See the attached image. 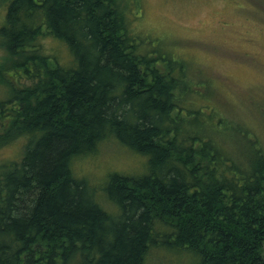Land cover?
<instances>
[{
	"label": "trees",
	"instance_id": "trees-1",
	"mask_svg": "<svg viewBox=\"0 0 264 264\" xmlns=\"http://www.w3.org/2000/svg\"><path fill=\"white\" fill-rule=\"evenodd\" d=\"M127 1H5L0 145L21 144L0 164V264H144L154 246L176 264H264V148L242 161L214 113L182 105L181 61L131 31ZM106 144L140 170L79 175Z\"/></svg>",
	"mask_w": 264,
	"mask_h": 264
},
{
	"label": "rangeland",
	"instance_id": "rangeland-1",
	"mask_svg": "<svg viewBox=\"0 0 264 264\" xmlns=\"http://www.w3.org/2000/svg\"><path fill=\"white\" fill-rule=\"evenodd\" d=\"M5 1L0 0V25ZM126 4L131 31L181 61L187 83L182 105L202 108L200 119L214 113L219 123L214 137L242 161L255 143L264 148V0H128ZM44 45L67 62L59 41L48 37ZM13 76L10 71L0 75V100L6 94L3 81H14ZM4 121L0 119V127L6 126ZM20 144L18 139L1 144L0 164L12 159ZM142 160L123 147L106 144L75 162L74 168L91 181L104 182L114 171L137 173ZM144 264H176V259L154 246Z\"/></svg>",
	"mask_w": 264,
	"mask_h": 264
}]
</instances>
